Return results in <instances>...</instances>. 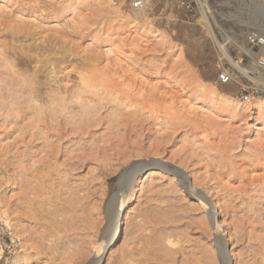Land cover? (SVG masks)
I'll use <instances>...</instances> for the list:
<instances>
[{"label":"rangeland","instance_id":"374dc122","mask_svg":"<svg viewBox=\"0 0 264 264\" xmlns=\"http://www.w3.org/2000/svg\"><path fill=\"white\" fill-rule=\"evenodd\" d=\"M0 17L74 47L52 88L96 60L123 91L84 99L89 128L66 124L67 111L41 122L0 57L1 263L89 264L109 208L126 197L124 173L144 163L99 264H213L215 239L230 264H264V110L253 103L264 100V44L248 41L264 40V0H0ZM193 192L215 205L216 222Z\"/></svg>","mask_w":264,"mask_h":264},{"label":"bare ground","instance_id":"6f19581e","mask_svg":"<svg viewBox=\"0 0 264 264\" xmlns=\"http://www.w3.org/2000/svg\"><path fill=\"white\" fill-rule=\"evenodd\" d=\"M103 2L107 3L108 0H103ZM137 6L138 4L134 7L137 8ZM133 13L135 18L138 16L141 17V15L144 14L141 13V10L139 11L135 9L133 10ZM0 32H7V34L3 37V41H0L1 60H3L6 64V68H12V74L17 76L19 79L18 82L21 83V88L27 92V94L25 93L24 95H28L29 97L30 101L26 100L28 102L26 104L27 107L34 109L36 112L35 117L38 115L41 122V119H44L47 117L46 115H49L48 121L53 123L54 120H58L59 113H61V117V115H66L65 111H67L68 117L66 116V124H71L73 127L76 126L74 127L75 129L82 127L89 128L95 122L93 118H90L91 111L94 108L93 106H90L92 100L89 99V101L85 102V100H87L85 98L98 97L97 94L101 92L105 95V97H110L113 100L121 101V99H123V91L119 88V83H117L114 79H111L109 76L107 77L103 69L101 70L97 68L96 60H92L93 63L90 64L92 68L87 72H79L80 75L72 86L69 87L63 85L61 83L62 81H57V86L52 88V84H55L52 82V76L59 73L63 64H73L76 61V58H74V47L70 44H65L64 41H61V44L57 45L55 44L57 40H54V38L44 37L40 34V32H31L27 30L26 26L23 24L17 23V25H11L9 18L0 17ZM104 54H114L113 46H109V48L105 50ZM80 62L85 65L83 61ZM20 83L18 84L20 85ZM208 94H210V96L212 95L210 91ZM100 99L103 98L101 97ZM221 101L226 105H237L234 100L227 97L221 98ZM253 103L255 108L264 110V100H255ZM74 104H77L78 108H80L78 116L81 121L78 120L79 122L77 119L75 120V114H73L75 115V118L71 115L72 112L70 108H72V105ZM66 105H71L72 107L69 106L68 108ZM127 108L129 107L127 106ZM135 110H137V107H134L132 112L125 114L127 118L130 117ZM122 118L123 113L115 114L114 122L121 124L120 122L123 121ZM50 122L46 123L50 124ZM145 166L146 164L144 163H138L131 166L130 169L124 173L123 185L126 197L123 200H119L118 203H115L111 206V208H109L107 213L108 215L106 216V224L102 229L99 241L97 242L96 254L92 257L89 264H99L103 260L104 256L113 252L115 249L116 243L122 234L121 225L125 212L131 204L133 193L138 183V181L135 180L136 175L140 169H143ZM160 167L172 172L175 175L179 174V172L173 168L169 169L165 166ZM180 180L183 182V177L180 176ZM192 195L197 200L201 201L209 222H216L217 212L215 210V205L211 206V204H209L199 192H193ZM2 203L3 201L1 202L0 200V222L1 220H4L6 225H8L7 227H9V223L7 221L8 219L5 218L7 215L2 209ZM136 231H138V229ZM132 233L134 235V231ZM170 243L171 242L169 241V244ZM213 243L214 248L212 252L214 255L212 257L214 259H211L212 263L230 264V256L225 248L227 241L225 242L223 239H215ZM2 259V250L0 249V264H7L5 263L6 261H2L4 263H1ZM21 260L23 261V259H19L18 261Z\"/></svg>","mask_w":264,"mask_h":264},{"label":"built area","instance_id":"2783aa9c","mask_svg":"<svg viewBox=\"0 0 264 264\" xmlns=\"http://www.w3.org/2000/svg\"><path fill=\"white\" fill-rule=\"evenodd\" d=\"M248 41H249V44H251L253 47H259V48H262L263 43H264V41L262 40V37H260L258 34H250L248 37ZM261 65H263L262 67H264V63ZM226 77H227V73L221 75L219 79L222 81L225 80V82H227L228 78L226 79Z\"/></svg>","mask_w":264,"mask_h":264}]
</instances>
